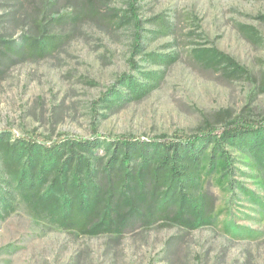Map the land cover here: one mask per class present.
Segmentation results:
<instances>
[{"label":"rangeland","instance_id":"374dc122","mask_svg":"<svg viewBox=\"0 0 264 264\" xmlns=\"http://www.w3.org/2000/svg\"><path fill=\"white\" fill-rule=\"evenodd\" d=\"M130 2L102 0L99 16L70 20L78 0H48L44 21L59 44L0 75V134L50 144L94 132L107 142L183 138L205 121L264 125V0H137L144 29L136 52ZM12 6L0 0V16ZM0 31L16 38L21 27L4 23ZM124 74L138 84L120 82ZM242 139L224 144L226 176L201 173L214 199L212 221L159 220L121 234H87L39 216L21 200L0 154V264H264V171L254 138Z\"/></svg>","mask_w":264,"mask_h":264},{"label":"trees","instance_id":"16d2710c","mask_svg":"<svg viewBox=\"0 0 264 264\" xmlns=\"http://www.w3.org/2000/svg\"><path fill=\"white\" fill-rule=\"evenodd\" d=\"M25 1L13 0L11 10L0 16L1 25L21 27L16 38L0 31V75L13 63L41 57L59 44L60 37L48 32L45 25L48 0H35L32 9L25 7ZM136 1L131 0L129 9L136 19L131 20L134 52L143 46L144 29L143 20L135 15ZM100 3L102 0H78L70 20L99 16ZM217 53L219 59L239 68L228 56ZM130 63L136 68L133 58ZM119 81L138 84L125 74ZM263 133V123L247 121L230 122L222 128L205 121L198 134L183 138L121 135L108 142L98 132L91 137L63 134L50 144L11 140L2 133L0 154L5 172L17 181L21 200L39 216L45 213L59 225L87 234H121L129 226L159 220L186 225L212 221L214 199L201 187L202 171L219 170L221 177L226 176L223 172L231 163L224 144L246 136L254 138L251 147L260 152L264 171ZM209 145L212 149L206 164Z\"/></svg>","mask_w":264,"mask_h":264}]
</instances>
